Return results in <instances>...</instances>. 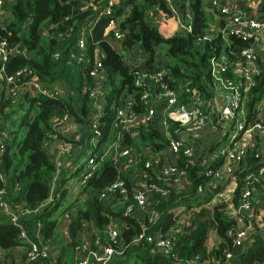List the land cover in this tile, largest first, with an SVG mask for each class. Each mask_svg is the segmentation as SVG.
Returning <instances> with one entry per match:
<instances>
[{"label": "built area", "instance_id": "built-area-1", "mask_svg": "<svg viewBox=\"0 0 264 264\" xmlns=\"http://www.w3.org/2000/svg\"><path fill=\"white\" fill-rule=\"evenodd\" d=\"M15 1L0 0L1 25L12 19L10 9ZM107 1L109 4L101 10V13L113 15L112 5L115 0ZM168 1L175 10L174 17L179 26L178 32L192 30L191 12L188 11L186 18H183L179 8L174 6L171 0ZM250 1L257 3L259 0ZM87 3L86 0L85 7ZM209 4L214 21L207 27L206 33L197 38V41H205L217 34L226 40V44L210 59V72L221 92H214L213 96L208 97L193 87L192 79L188 77L178 78L175 85L170 84L164 78L168 72L166 70L168 67L165 66L168 60L158 54L153 71L138 70L139 74L135 81L138 87L136 91L124 92L122 96L125 97H120L117 103L115 101V116L111 122L110 134L104 141L108 152H99L101 155H96L93 151L103 143L101 141L104 130L101 116L105 113L107 102L106 69L102 64L104 51L97 49L93 59L95 69L92 73L95 76V83L90 91L89 122L87 124L77 122L70 112L53 115L51 128L46 130L44 140L56 166L47 204L61 199L63 188L67 187L68 193L71 192V187L67 183L75 171H81L82 176L78 177L80 185L74 188L75 193L71 201L72 204L78 203L77 206H79L90 194L89 178L96 174L101 162L109 156L115 160L121 158L122 169L133 168L135 171L143 168L145 177L144 180L130 181L132 192H129L128 185L121 176L101 189L100 195L106 202L113 203L112 200L115 199V203L123 196L126 204L122 216L116 221L111 218L104 225L105 235L97 231L94 221L84 220L76 242L73 243L75 258L70 264H114L116 260L126 257L131 245L137 246L138 252L143 255L151 252L154 255L172 256L177 264H241L240 254L243 249L251 246L264 230V213L254 212L256 202L254 182L264 181V97L258 100V109L254 117L250 114L248 104L259 93L253 90L260 83L264 70V11L261 16H251L234 6L230 0H209ZM127 10H129L128 7ZM153 15L161 17L162 14L160 11H153L150 16ZM110 22L112 27L107 34L122 44L125 37L124 31L118 27L114 17ZM45 31L48 32V28ZM88 33L89 29L84 27L79 38L80 46L83 48L86 47ZM233 34L250 40V44L242 47L236 56L231 49H227L231 44L229 37ZM14 51V47H10L6 39L0 36V103L3 100L2 97L4 100L10 99L13 104H17L27 100L28 97L39 95L60 97L68 92L64 84L44 81L30 65L19 68L15 73H7V63ZM60 53L57 51L54 54L58 57ZM71 55L75 56L74 53ZM83 56L78 57V60L85 61L86 59H82ZM131 60L132 63L139 64L145 59L134 56ZM138 94L140 98L135 96ZM139 105L141 107L137 109ZM211 108L216 110L217 114L214 116L209 112ZM150 122L157 124L165 136V139L161 140L163 144L160 149L145 157V154L141 153L131 155L129 148H122L125 129L138 131L141 126ZM173 122L177 123L174 129ZM209 123L218 125L217 128H210L211 130L221 132L222 136L223 132L228 135L225 139L226 144L218 149L205 146L200 148L192 143L193 132L208 129L205 126ZM82 135L86 138L90 136L85 147L86 153L77 163L72 164L70 160L75 159L76 139L81 138ZM254 136L261 137V142L257 146L251 143V138ZM8 137V131L0 120V155L6 149ZM90 147H93L92 150L89 149ZM198 150L201 151V160ZM251 150H255L254 154L259 158L261 166L258 175L250 173L246 176L249 185L246 184L241 188V197L236 203L237 208L228 218L231 224L228 227L227 236L231 238L232 243L221 255L214 256L212 251L218 248L225 238L215 229H211L216 232L218 241L212 242L213 235L210 230L205 241L207 251L205 256L179 257L175 252V233L186 232L187 227L193 225L194 212L202 209L203 205L217 202L223 189L214 193L210 200L199 206L182 211L178 209L173 216L174 224L167 230H163L160 226L156 227L161 220V210L153 206L157 201L156 195L169 196L171 192L179 188V185H173L181 184L182 177L189 176L188 171L178 165L182 160L202 167L198 171V176L206 179L194 188L199 195H206L219 183L225 185L227 182L229 184L230 181H235L238 185L235 172L241 162H246ZM169 154L175 158L173 162L166 160ZM0 178L7 179L1 166ZM117 193H121V196H117ZM129 195L132 196V200ZM150 196L153 197L152 202ZM10 199L7 187L0 186V216H5L20 229L19 237L22 243L16 246L14 251L24 246L27 251V261L30 264H60L58 257L60 247H55L53 244L55 242L45 238L43 221L35 219L39 210L27 207L24 202ZM225 205L226 202H221L217 205L218 210L225 211L227 209ZM72 213L74 212L71 209L63 211L62 232L66 236H70L69 225ZM211 213L214 214V211ZM31 215L34 218L32 222L35 224L32 230L25 220ZM126 217L136 218L140 223V229L130 243H124L121 239L122 226L125 224ZM152 227L154 228L151 230ZM0 252L3 253L4 250L0 249ZM260 264H264V261Z\"/></svg>", "mask_w": 264, "mask_h": 264}, {"label": "trees", "instance_id": "trees-1", "mask_svg": "<svg viewBox=\"0 0 264 264\" xmlns=\"http://www.w3.org/2000/svg\"><path fill=\"white\" fill-rule=\"evenodd\" d=\"M87 2L88 5L85 7L86 0H16L10 9L12 19L4 25L0 24V36L15 49L7 63V73H15L19 68L30 65L44 81L64 84L68 91L60 97L44 95L28 97L27 100L17 104L2 97L0 103V120L3 127L6 130L9 127L10 133L13 132L12 139H7L6 149L0 155V166L7 177L6 180L0 178V186L7 187L11 199L24 202L31 209L39 210L35 219L43 221L45 238L54 240L55 243L59 239V233L58 220L54 213L67 197L68 189L67 187L62 189L61 199L55 203H46L56 166L44 142L45 132L51 128V119L55 114L70 112L77 122L81 124L89 122L90 91L95 83V76L92 73L95 69L93 59L97 49L104 51L102 64L106 69L105 86L107 87L105 113L101 116L104 130L101 142H104L110 134L111 122L115 116V101L117 103L120 97L124 98L125 96H122L124 92L134 93L138 88L135 81L139 71L134 70L130 65L134 56L144 58L147 72H151L156 67L154 61L157 55L163 53L168 57L165 59H169L165 63L168 72L164 78L170 84L175 85L178 78L188 77L192 79V86L208 97L213 96L214 92H221L211 75L210 59L226 44V40L217 34L205 41H197V38L204 35L207 27L214 21L209 0H180L179 5H174L182 12L183 18H186L188 11L192 15V30L177 33L172 30L177 22L174 17L175 10L168 0H115L112 5L113 15L101 13V10L109 4L107 0H87ZM153 11H160L161 17L150 16ZM112 17L125 33L120 50L109 41L111 36L107 34L112 27L110 22ZM84 27L89 29V33L86 47L83 48L80 46L79 38ZM46 28L48 32L45 31ZM229 39L231 44L226 47L234 52V56L242 47L250 44L249 39L234 34L230 35ZM57 51L61 52L58 57L54 54ZM84 53L87 55L83 56ZM80 56L86 60L79 61ZM253 92L259 93L248 103L252 117L256 115L258 100L264 97V70L260 83ZM135 96L138 97L139 94ZM14 105L22 110V114L18 128L13 130L14 121L11 116L15 111L11 109ZM140 107L137 106V109ZM172 124L174 129L177 123ZM136 133L128 129L123 131L122 148H129L131 155L144 154L143 148L147 145L156 144L160 147L163 144L161 140L165 139L160 127L152 122L141 126ZM89 138L90 136H87L86 142ZM254 152L255 150H251L246 162H241L235 172L238 180L234 193L235 203L241 197V188L246 184L249 185L246 176L250 173L259 174L261 162ZM120 159L115 160L110 156L105 158L96 174L89 178L90 194L72 213L69 225L72 244L76 242L84 220L94 221L97 231L105 235L104 225L111 218L119 219L122 216V212L114 211L115 199L112 200L113 203L106 202L100 195L101 189L112 184L119 176L125 179L129 192H132L130 181L133 168L122 169ZM185 161L182 160L178 165L188 171L195 188L198 183L206 179L198 176V171L202 167ZM58 183L62 182L58 181ZM254 185L264 186V181H256ZM223 188L224 184H220L213 188V192ZM174 195V192L169 196L156 195L157 201L153 206L161 210V220L156 227L160 226L166 230L174 224L175 220L169 207L180 199ZM117 196H121V193H117ZM129 197L132 200V196ZM120 200H123V196ZM122 204L125 207L126 202ZM218 208L216 206L215 214L210 211L208 213L206 207L200 209L193 219V225L187 227L186 232L175 233V252L179 257L205 256L207 252L205 241L212 228L225 238L212 254L219 256L229 247L232 240L227 236V230L231 220ZM122 228L121 239L124 243H130L135 233L139 231L140 223L136 218L126 217ZM19 232L17 225L7 220L5 216H0V249L4 250L0 254L3 256L1 264H7L5 259L8 256L16 255L15 247L22 243ZM135 254L137 257L133 258ZM140 257L143 258V262L138 260ZM70 261H63L59 257L60 264H70ZM263 261L264 230L257 236L255 242L244 248L240 254L241 264H260ZM114 264L177 263L172 256L154 255L151 252L146 255L140 254L138 247L131 245L126 257L116 260Z\"/></svg>", "mask_w": 264, "mask_h": 264}, {"label": "crops", "instance_id": "crops-1", "mask_svg": "<svg viewBox=\"0 0 264 264\" xmlns=\"http://www.w3.org/2000/svg\"><path fill=\"white\" fill-rule=\"evenodd\" d=\"M171 1H172V3L174 5H179L178 1H180V0H171ZM230 2L234 6H236L238 9L242 10L243 12H245L248 15H251V16H261L263 14V11H264V0H259L257 3H253L250 0H230ZM175 25H176L175 28H173L172 30L177 33L179 31V26H178L177 22L175 23ZM57 83H59V82H57ZM209 112H211L212 116L217 114L216 110H214L212 108L209 110ZM205 127H207L208 129L197 130V131L193 132L194 134L192 135V137H193L192 143L194 145H196V147H200L201 148V147L205 146V147H208V148L210 147V148H213V149H218L221 146H223L224 144H226L225 139L228 138V135H226L223 132V136H222L221 132L218 133L219 131H214V130L210 129V128H217L218 127L217 124L216 125H212V124L209 123ZM229 127H231V126L229 125ZM132 132L136 133L138 131L136 129H132ZM219 136H221V137H219ZM218 140H221V141L218 142V143H215ZM260 142H261V137L260 136H254V137L251 138V143L253 145L257 146L258 144H260ZM86 146H87V142H86V136L85 135H82L81 138L76 139V147H75V150H74L75 159L74 160L73 159L70 160V162L72 164L77 163L80 160V158L85 155L86 150H87V149L85 150ZM161 147L162 146L158 147L156 144L155 145H147V146H145L143 148V152L145 154V157H147V155H150V153L155 152L157 149H160ZM198 152H199V157H200V160H201L202 159L201 158V151L198 150ZM166 160L169 161V162H173L175 160V158L173 157L172 154H169L167 156ZM142 170H143V168L142 169H137L135 171H132L131 180L133 182L137 181L135 179V177H134L136 172H138L142 176L141 180H144L145 177H144V174H143ZM178 185H179L180 191H178V189H179L178 188L177 190H174L173 192L175 194L174 196H176L178 199L179 198L180 199L176 200L173 203V205H171L169 207V211L172 213L173 216H174V213L178 209H181V211H182L183 209L199 206V205L205 203L206 201L210 200L212 195L214 193H216V192H213V190H212V191L208 192L206 195L197 194L196 190L194 189L193 180H192V178L190 176L182 177L181 184L177 183L176 185H173V186H178ZM218 185H220V183ZM218 185H215L214 187H217ZM236 187H237V183L235 181H230L229 184L227 182L224 185L223 192L219 195L217 202H214L213 204H209V205H203L208 210V213H209V211L210 212L214 211V214H215V207L217 205H219L221 202H226L225 207L227 209L225 211H223L222 213L227 218H229L231 215H233V211L237 208L235 200H234V193H235ZM263 191H264V186H259V187H256V189H255V201L256 202H255L254 212L258 211L261 214L264 213ZM208 196H209V198H208ZM67 197H68V194H67ZM67 197L65 199H67ZM64 200L62 201L61 204H63ZM150 201L151 202L153 201V197L152 196H150ZM196 213H197V211L194 212V215H193L194 218L196 216ZM54 215L57 216L56 218H58L57 231L60 234L61 230L63 228L64 222H63L62 216L60 217V214L55 212ZM32 218H33V215L28 216V217L25 218V220L27 221V224H29V227H30L31 230L35 226V224L32 222V220H33ZM116 219H118V218H116ZM169 228L170 227H168L167 229H169ZM211 234L213 235L211 237L212 238V242L218 241V236H217V234H216V232L214 230H211ZM212 244H214V243H212ZM20 248H25V247L24 246H20L18 249H20ZM68 253L69 252H67L65 254V258H67V259L63 258V256H62L63 253L59 257L63 261H66V260L70 261L72 259V257H73L74 251L72 250V253H73L72 257L71 256L68 257ZM17 256H18V254L8 256V258L5 259L6 263L7 264H13V263L14 264H18L17 263ZM0 257L2 258L3 256L1 255ZM26 259H27V255H26ZM71 261L69 263H71ZM28 264H30V263H28Z\"/></svg>", "mask_w": 264, "mask_h": 264}, {"label": "rangeland", "instance_id": "rangeland-1", "mask_svg": "<svg viewBox=\"0 0 264 264\" xmlns=\"http://www.w3.org/2000/svg\"><path fill=\"white\" fill-rule=\"evenodd\" d=\"M160 55L163 56L164 58H168L163 53H160ZM167 60L169 61V59H167ZM11 110H14L15 111L14 114H12V116H11L12 121H14V123L12 124L13 127H14L13 130H14L15 128H18V126H19L18 123H19L20 118H21L22 110L17 109V105H14ZM11 110H9V111H11ZM7 130L9 132V138L8 139L11 140L12 139V136H13L12 135L13 134V132H12L13 130L11 131L12 134L10 133V128L9 127H8ZM73 130H76V128H73ZM73 130H71V131H73ZM92 148L93 147H90L89 149L92 150ZM93 152H95V154L98 155L99 152L100 153H102V152H104V153L108 152V149H107L105 143L103 142ZM81 176H82L81 171H75V173L72 174L70 180L68 181L67 184L71 187V192L68 193L67 199L64 200L63 204H61L58 207L57 211H56L58 214H60V217L62 215H64L63 214V211L64 210L71 209V210L74 211L77 208L78 203H76L74 205V204L71 203V201H72V196L75 193L74 192V188L80 185V181L78 180V177H81ZM134 177H135L136 180H141L142 179V176L138 172L135 173ZM122 202H124V201L123 200H120V201L118 200L117 202L114 203V205H113L114 211H116V212L117 211L118 212H123L124 205L122 204ZM113 219H114V221H116L115 218H113ZM57 220H58V218H57ZM70 240H71L70 236H66L62 232V230H61V233L59 234V239H58L57 243H53V244H55L54 245L55 247H57V246L60 247V250H59V253H58V257L61 256L62 253H63V255H62L63 258L64 259H67V258H65V254L67 252H69L68 253V257H70V256L72 257V254H73L72 253V250L74 251V245L70 242ZM26 253H27L26 248H20V249H18L16 251V254H18V256H17V263L18 264H26V263L28 264V261L26 259V255H25ZM0 254H1V252H0ZM136 257H137L136 255L133 256V258H136ZM74 258H75V253L73 254V257L71 259L72 260L71 263L74 261ZM138 260L140 262H143V258H141V257ZM66 261L68 262V260H66ZM131 262L132 261H130V263ZM0 264H1V257H0Z\"/></svg>", "mask_w": 264, "mask_h": 264}, {"label": "water", "instance_id": "water-1", "mask_svg": "<svg viewBox=\"0 0 264 264\" xmlns=\"http://www.w3.org/2000/svg\"><path fill=\"white\" fill-rule=\"evenodd\" d=\"M109 41L114 45V47L117 50H120L121 49V42L119 40H114L111 37V38H109ZM145 62H146V60H142L139 64L130 63V65H131V67L134 70H139V71H142V72H146Z\"/></svg>", "mask_w": 264, "mask_h": 264}]
</instances>
